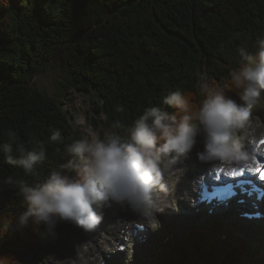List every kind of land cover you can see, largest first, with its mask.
<instances>
[{
  "label": "trees",
  "instance_id": "1",
  "mask_svg": "<svg viewBox=\"0 0 264 264\" xmlns=\"http://www.w3.org/2000/svg\"><path fill=\"white\" fill-rule=\"evenodd\" d=\"M262 33L264 0H0V143L31 149L40 141L47 148L34 176L0 154V217L14 222L25 210L19 181L40 183L66 163L64 145L47 143L55 130L65 144L83 135L62 103L35 85L63 45L56 66L66 73L64 95H90L103 115L92 125L123 136L117 121L131 124L149 106L174 112L162 105L169 92H182L196 109L202 76L239 102L228 73L238 65L236 49L254 50ZM49 232L31 223L0 232V264H28L49 248ZM254 257L246 254L247 264H263Z\"/></svg>",
  "mask_w": 264,
  "mask_h": 264
},
{
  "label": "clouds",
  "instance_id": "2",
  "mask_svg": "<svg viewBox=\"0 0 264 264\" xmlns=\"http://www.w3.org/2000/svg\"><path fill=\"white\" fill-rule=\"evenodd\" d=\"M239 62L228 73L230 88L237 91L239 102L226 95L223 87L212 88L204 76L199 84L203 97L196 109L180 91L169 92L161 106H149L131 124L117 121L125 135L94 128L65 144L60 130L47 143L63 144L66 163L52 170L34 185L21 180L17 194L25 210L13 222L0 217V232L13 225L17 230L29 224L53 231L60 222H68L84 231L95 229L103 219L102 210L113 204L128 208L151 230L159 227L156 213L163 210L161 192L169 186L163 179L165 162L178 161L192 151L203 163L213 167L250 164L253 157L244 150L240 134L249 128L251 108L264 91V33L254 42V50L236 49ZM123 112V106L116 108ZM5 161L34 176L47 159L45 142L31 149L13 143H0Z\"/></svg>",
  "mask_w": 264,
  "mask_h": 264
},
{
  "label": "rangeland",
  "instance_id": "3",
  "mask_svg": "<svg viewBox=\"0 0 264 264\" xmlns=\"http://www.w3.org/2000/svg\"><path fill=\"white\" fill-rule=\"evenodd\" d=\"M56 64V60L50 63L47 70L35 78V85L47 92L53 99L60 101V105L62 103L61 106L63 110L73 116L72 122L80 132L84 134L87 128H94L103 133L105 127L102 124H99L97 128L92 125L93 116L97 120H101L103 119V115L95 113L90 95L79 92L76 93L74 91L71 92V90H69L67 97L64 95L63 90L65 87L63 86V82L66 79V73L61 67H57ZM65 98H68V100H64ZM89 112L92 113V116L89 115ZM255 123L259 127L264 124V91L261 92L257 102L251 108V123L249 128L240 134L241 144H249L252 142L253 139H250L251 132L249 129L254 127ZM263 134L264 131L257 135L255 139H259ZM199 143L198 141L196 145ZM196 145L191 152L181 157L179 161H182L184 158V160L187 161L184 164H189L188 160L191 161L192 156L195 155L194 150ZM196 160L200 162V164L202 163L198 157ZM208 166H210V163L203 164L199 171V176H202L204 168ZM181 168L182 165L175 166V164H173L172 171L167 172L170 176L169 188L167 191H164V193L161 192L160 194L165 205L162 211L156 213L160 227L152 235L151 242L137 249L131 245L126 255L117 259L115 258L111 264H247L248 260L245 259V255L248 251H246L245 248H241L240 251L238 247L231 250L224 249L226 242L224 241L223 243L221 239L225 233L231 238L235 235L240 240L248 242L250 248L256 251L259 258L264 262V234H258L255 228L252 229L235 221L231 214L223 219L203 220L197 215L165 219L167 217H165L163 213L165 211L164 208L173 206L176 209L177 207L174 204L176 201L174 195L171 196V184L172 180L179 174ZM166 171L167 168L163 165V172ZM188 179V183L192 185H187L188 190L191 192L195 188V191L192 195H188L186 189L183 188V193L185 196H188L189 202L192 203L191 200H195L194 196L197 189L195 186L196 178L192 176L191 178L188 177ZM116 206L120 209L115 211L117 215L114 216V208ZM180 207H183L188 212L185 203H182ZM129 211L128 208L116 204L102 210L105 223L114 230L111 234L101 231L100 224L91 231H84L71 223L63 222L60 226H57L53 231L44 236L48 239L49 248H41L43 254L41 252L36 253V255L28 261V264H76L83 260H86L88 264H98L100 261L97 253L100 251L99 248L105 246L112 251L115 242L121 239V230L119 229L118 221L119 223L125 220L128 222L126 214L129 213ZM189 211L195 214L193 205ZM118 216L122 219L119 218L118 220ZM169 220H172V222H169ZM208 222H211L210 225L215 223L214 228L218 230L223 227L220 237H218L215 232L211 231L212 229L207 227ZM98 234H102L103 237L99 238ZM90 236H97V241L91 240ZM248 236H255V240ZM115 237H117V239H113ZM164 238L168 239L169 247L166 248L163 255H159L158 251L161 249V243ZM231 238L229 240H231ZM89 246L92 247V250L88 249ZM81 249L84 250V256L82 255L83 257L79 259L75 251H80ZM251 261L254 262L256 259L254 258Z\"/></svg>",
  "mask_w": 264,
  "mask_h": 264
},
{
  "label": "bare ground",
  "instance_id": "4",
  "mask_svg": "<svg viewBox=\"0 0 264 264\" xmlns=\"http://www.w3.org/2000/svg\"><path fill=\"white\" fill-rule=\"evenodd\" d=\"M258 123V122H257ZM250 131H251V135H250V137H251V139H254L257 135H259L262 131H264V124L263 125H261L260 127L255 123V125H254V127H252V128H250L249 129ZM252 130H253V133H252ZM252 150H253V148H252ZM258 152H261V154H263L264 155V149L262 150V151H258ZM253 153H256V151H253ZM191 165H195V169L191 172V176H190V178L192 177V176H194L196 179L199 177V175H200V172H199V168H200V162H192L191 163ZM213 169H215L216 171H220V170H222V167H213V164H211L210 163V166L208 167V168H206L203 172H202V175L203 176H209V174H210V172L213 170ZM182 170V169H181ZM180 170V171H181ZM189 174V173H188ZM188 177H180V181L179 182H177L176 183V185H175V190H174V192H173V195H174V198L176 199V202H177V205H178V208L180 209L181 207H180V205L182 204V203H185L186 204V206L188 207V208H191L192 207V205H193V203H194V199H192L191 200V202L192 203H190L189 202V200H188V196H185L184 195V190H183V188L184 189H186V192H187V194L188 195H192L193 193H194V189L190 192V190H188V188H187V185L189 184V186H192V185H190V183H188ZM194 188V187H193ZM182 190V191H181ZM163 193H164V191H162ZM172 196V195H171ZM173 198V197H172ZM174 201V200H173ZM167 206V205H166ZM168 206H170V205H168ZM171 207V206H170ZM170 207H166V208H164V209H169ZM178 208H177V210H178ZM120 208H118V206H116L115 208H114V216H116L117 215V213L115 212L116 210L118 211ZM187 209V208H186ZM127 214H130V215H135L134 213H132L131 211H129V213H127ZM126 214V215H127ZM187 214V213H186ZM113 215V214H112ZM119 218H121L120 216H118L117 217V219L119 220ZM122 219V218H121ZM124 220V219H123ZM117 221V220H116ZM197 223V222H196ZM210 223L211 222H208L207 224V227H211V225H210ZM183 224V223H182ZM188 224V223H187ZM100 225H101V231H105L107 234H111L114 230L113 229H111V227H109L106 223H105V221H104V219H102L101 220V222H100ZM118 226H119V229L121 230V234H120V236H121V239H119V240H122V241H124V239L126 238V236H127V233L129 232V231H131V229H130V225H129V223L125 220V221H123V222H121V223H119V221H118ZM179 226V225H178ZM99 235V238H102L103 237V235L102 234H98ZM224 236H225V240L227 241V237H228V239H230V236H228L227 235V233H225V235H223L222 236V241H223V239H224ZM91 237V236H90ZM91 240H93V241H97V239H98V237L97 236H92L91 238H90ZM113 239H117V237H115V238H113ZM113 241V240H112ZM119 241H117L116 242V244L118 243ZM116 244H115V246H114V248L113 249H115L116 248ZM117 246H120V245H118L117 244ZM89 250H92V247H90L89 246V248H88ZM100 249V251H98L97 253H98V255L99 256H101L102 254H107V253H109L110 252V250L109 249H107L105 246H103V247H100L99 248ZM81 251H82V253H81ZM76 252V256H77V258H79V259H81L84 255V250H80V251H75ZM83 255V256H82ZM84 258H86V257H84ZM83 258V259H84ZM82 259V260H83ZM76 263V262H75ZM70 264H73V263H70ZM76 264H88V262L86 261V260H83V261H81L80 263H76Z\"/></svg>",
  "mask_w": 264,
  "mask_h": 264
},
{
  "label": "snow or ice",
  "instance_id": "5",
  "mask_svg": "<svg viewBox=\"0 0 264 264\" xmlns=\"http://www.w3.org/2000/svg\"><path fill=\"white\" fill-rule=\"evenodd\" d=\"M260 143H261V144H264V141H261ZM253 159L255 160V157H253ZM262 172H264V169H262V168H260L259 166H257V167L255 168V172H254V174H258V175H259V178H260L262 181H264V174H261ZM243 174H244L243 171H241V172L239 173V175H243ZM236 176H237V173L233 172V173H232V177H236Z\"/></svg>",
  "mask_w": 264,
  "mask_h": 264
},
{
  "label": "water",
  "instance_id": "6",
  "mask_svg": "<svg viewBox=\"0 0 264 264\" xmlns=\"http://www.w3.org/2000/svg\"><path fill=\"white\" fill-rule=\"evenodd\" d=\"M69 43H71V42H69ZM63 52H64V45L62 46V48L60 49V51H59L58 54L56 55V57H55V60H56V61H58V60L61 59V56H62Z\"/></svg>",
  "mask_w": 264,
  "mask_h": 264
}]
</instances>
